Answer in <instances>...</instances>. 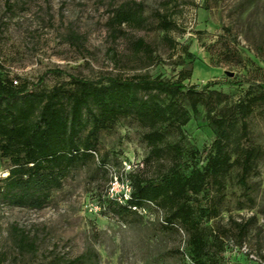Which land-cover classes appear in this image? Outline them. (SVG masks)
<instances>
[{"label": "trees", "instance_id": "obj_1", "mask_svg": "<svg viewBox=\"0 0 264 264\" xmlns=\"http://www.w3.org/2000/svg\"><path fill=\"white\" fill-rule=\"evenodd\" d=\"M166 1L177 5L178 0ZM152 17L174 49L171 33L176 26L170 15L156 11ZM148 25L142 4L133 1L113 8L107 22L114 40L129 36L125 28L143 30ZM131 45L154 61L143 40ZM222 47L224 62L241 64L229 44ZM182 51L187 59L194 58L187 46ZM192 74L190 68L173 79L110 74L91 80L69 75L51 88L43 86V78L37 84L19 83L0 75V163L7 164L6 176L0 178V205L42 211L78 171L92 165L94 180L106 185L98 186L103 217L123 223L153 220L163 231L186 236L183 248L175 251L182 264H222L223 240L209 223L221 216L233 174L242 191L239 210L256 204L251 180L260 175L264 148L254 142L251 122L256 117L264 120V83H251L233 101L212 89L214 83L187 85ZM200 117L213 134L202 148L189 145L186 136V127ZM122 123L140 129L148 153L140 163L130 164L133 191L120 204L109 199L107 191L111 174L121 172L127 160L121 152H103L102 141ZM253 220L234 224L245 234ZM12 239L21 256L38 249L24 231H15ZM91 258L57 257L49 264H97Z\"/></svg>", "mask_w": 264, "mask_h": 264}, {"label": "rangeland", "instance_id": "obj_2", "mask_svg": "<svg viewBox=\"0 0 264 264\" xmlns=\"http://www.w3.org/2000/svg\"><path fill=\"white\" fill-rule=\"evenodd\" d=\"M133 1L142 4L149 20L147 29L124 30L129 36L117 40L107 22L113 8ZM156 11L170 15L176 28L171 36L175 48L164 40L152 17ZM143 40L154 61L132 49ZM240 56V65L222 60L223 44ZM189 48L193 59L183 53ZM136 48V47H135ZM193 62V63H190ZM193 69L187 85L212 89L236 101L253 82L264 83V0H0V75L43 86L69 80V75L97 80L110 74L125 77L149 74L175 78ZM252 138L264 148V120L251 122ZM141 131L122 123L105 134L102 151L121 152L128 164L140 163L148 150L140 142ZM187 142L199 148L213 139L200 117L186 127ZM7 164L0 163V178ZM95 167L76 173L54 194L42 211L0 205V257L2 264H49L57 257L75 260L92 254L97 264H182L175 251L183 248L184 234L163 231L153 220L118 222L101 215ZM256 185V204L239 210L241 188L233 174L221 216L212 224L223 240L222 264H264V160ZM254 218L245 234L235 226ZM24 231L38 244L35 254L19 255L13 233Z\"/></svg>", "mask_w": 264, "mask_h": 264}, {"label": "built area", "instance_id": "obj_3", "mask_svg": "<svg viewBox=\"0 0 264 264\" xmlns=\"http://www.w3.org/2000/svg\"><path fill=\"white\" fill-rule=\"evenodd\" d=\"M131 169L132 167L130 164L124 163V169L121 172H113L111 174L112 179L107 191V197L109 199L117 201L120 204L130 199L133 188L128 174ZM138 212L142 215H147L144 209H138Z\"/></svg>", "mask_w": 264, "mask_h": 264}]
</instances>
